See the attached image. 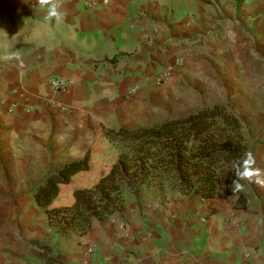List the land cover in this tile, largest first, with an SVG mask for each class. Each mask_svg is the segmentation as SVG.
I'll list each match as a JSON object with an SVG mask.
<instances>
[{"label": "crops", "instance_id": "crops-1", "mask_svg": "<svg viewBox=\"0 0 264 264\" xmlns=\"http://www.w3.org/2000/svg\"><path fill=\"white\" fill-rule=\"evenodd\" d=\"M96 2L60 0L54 20L36 0H0V264H264L255 183L247 207L241 193L152 196L145 187L85 234L61 232L25 195L90 151L106 156L109 130L180 118L174 105L196 96L216 105L213 75L236 85L264 59V0ZM54 79L67 88L55 91ZM168 103L174 116L163 114Z\"/></svg>", "mask_w": 264, "mask_h": 264}, {"label": "trees", "instance_id": "trees-1", "mask_svg": "<svg viewBox=\"0 0 264 264\" xmlns=\"http://www.w3.org/2000/svg\"><path fill=\"white\" fill-rule=\"evenodd\" d=\"M105 135V142L115 148L110 154L96 158L90 151L48 173L33 191L50 223L64 233H87L94 218L120 209L126 190L164 188L170 183L184 195L195 192L214 198L222 191L232 193L233 161L253 153L240 118L227 106L204 108L136 130H109ZM242 183L244 192L249 182ZM237 204L245 207L244 197ZM48 260L54 264L52 258Z\"/></svg>", "mask_w": 264, "mask_h": 264}, {"label": "rangeland", "instance_id": "rangeland-1", "mask_svg": "<svg viewBox=\"0 0 264 264\" xmlns=\"http://www.w3.org/2000/svg\"><path fill=\"white\" fill-rule=\"evenodd\" d=\"M243 62L239 65L243 68ZM254 75H245L241 71L238 74V82L236 85L230 83V78H225L224 75L217 76L213 75L211 77L210 86L215 89L211 95L213 104L216 103L218 106H227L230 110H232L241 120L243 125V132L245 134L246 144L253 151V155L257 158L261 156L262 161H264V147L261 144H264V59H260L257 61V65L254 66ZM188 86V85H187ZM252 88V89H251ZM219 95L221 97H219ZM174 104H177L174 102ZM209 104L205 99H201L196 96L190 101H183L180 103L181 107L174 105L177 107L175 111L178 117L188 116L189 114L198 112L204 108L213 107L216 105H212L206 107ZM168 107H166V111H164L165 117L174 116L173 111L170 110V103H168ZM173 106V105H172ZM156 110V109H155ZM154 111V110H153ZM160 111L156 113V115L160 114ZM157 117V116H156ZM159 121L162 119L157 118ZM102 149L107 150V154H110L113 148V145H110L107 141H103ZM110 148V149H109ZM109 149V150H108ZM109 151V152H108ZM105 157V156H104ZM0 165L4 167V163L0 161ZM2 172H0V185L4 184L3 177H1ZM147 188L145 191L148 192V195L152 196H162L165 193L172 192L179 195H184L182 192L174 188L172 184L167 183L164 188L158 187L156 185L152 186H144L140 190H126L122 192V205L120 209H124V206L128 202H130L131 197L140 194L141 191H144V188ZM223 192V191H222ZM228 195H236L233 193L224 192ZM242 194L241 197H244L246 200V205L248 206V202L254 197L255 191L251 183L245 189L244 192H240ZM200 194V193H199ZM25 195L32 197L34 199L33 192ZM202 195V194H201ZM185 196V195H184ZM203 196V195H202ZM30 203H26L27 207ZM246 206V207H247ZM119 209V210H120ZM60 227V226H59ZM61 228V227H60ZM61 232L62 228H61Z\"/></svg>", "mask_w": 264, "mask_h": 264}, {"label": "clouds", "instance_id": "clouds-1", "mask_svg": "<svg viewBox=\"0 0 264 264\" xmlns=\"http://www.w3.org/2000/svg\"><path fill=\"white\" fill-rule=\"evenodd\" d=\"M36 3L38 7L46 9V17L48 19L60 20L62 18L60 0H36ZM256 164V157L251 151L246 152L240 159L233 161L232 167L235 179L230 185V190L233 194L244 190L245 185L242 181L264 187V169L257 167Z\"/></svg>", "mask_w": 264, "mask_h": 264}, {"label": "built area", "instance_id": "built-area-1", "mask_svg": "<svg viewBox=\"0 0 264 264\" xmlns=\"http://www.w3.org/2000/svg\"><path fill=\"white\" fill-rule=\"evenodd\" d=\"M87 2L90 4L91 7L97 5L96 0H87ZM53 89L55 91H63L68 86V81L64 79H54L51 81Z\"/></svg>", "mask_w": 264, "mask_h": 264}]
</instances>
